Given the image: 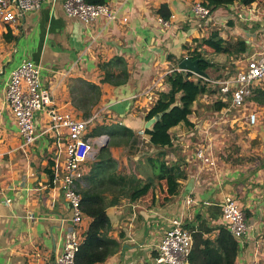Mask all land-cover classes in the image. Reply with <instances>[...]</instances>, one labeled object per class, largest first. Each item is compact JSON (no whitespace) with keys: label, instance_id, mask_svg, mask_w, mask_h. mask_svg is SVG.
<instances>
[{"label":"crops","instance_id":"crops-1","mask_svg":"<svg viewBox=\"0 0 264 264\" xmlns=\"http://www.w3.org/2000/svg\"><path fill=\"white\" fill-rule=\"evenodd\" d=\"M104 1L118 8L128 21L108 24L101 18L87 26L65 13L62 0L45 1L17 24L0 20V264H53L73 228L64 188L52 184L56 147L52 135L46 132L48 117L36 115L39 138L35 145L24 147L6 101L9 78L25 60L41 67L42 84L52 91L62 111L80 119H88L84 114L89 118L97 115L87 137H109L104 146H96L95 157L83 164L82 188L90 186L99 152L107 146L116 172L135 175L143 182L158 181L152 176L151 159L159 156H165L167 164L177 163L185 173L179 194L165 206L149 207L126 195L107 208L106 238L117 245L116 252L101 264H156L157 246L174 218H181L186 229L201 233L205 239L216 240L221 230L227 229L221 207L227 198L235 199L250 227L247 235L237 240L236 264H264V105L257 101L261 99L257 88L247 102L249 110L259 113L255 127L244 121L245 110L238 112L240 117L232 114L222 122L241 121L243 127L236 132L248 131L255 159L201 168L195 158L198 145L194 140L209 139L210 125L203 129L206 121L201 113L202 102H211L209 95L195 102L189 118L193 127L179 125L171 130L173 146H152L145 132L147 116L159 94L170 90L166 76L179 71L180 63L198 48L194 40L211 35V19H194L192 7L201 0ZM163 6L171 15L167 26L160 23ZM260 25L263 29L264 24ZM244 35L240 34L249 47V37ZM220 36L226 38L224 33ZM82 101L89 102L80 104L81 108L75 105ZM210 110L216 113L213 107ZM110 127L132 131L133 143L120 145L117 139L119 144L110 146L114 141L108 132ZM105 195L113 198L111 192ZM91 223L85 215L79 227L82 244Z\"/></svg>","mask_w":264,"mask_h":264},{"label":"built area","instance_id":"built-area-1","mask_svg":"<svg viewBox=\"0 0 264 264\" xmlns=\"http://www.w3.org/2000/svg\"><path fill=\"white\" fill-rule=\"evenodd\" d=\"M45 1L47 0H0V20L17 24L28 13L39 10ZM62 1L65 13L69 17L79 18L87 26L101 18L108 24L128 21L127 17L121 16L118 8L106 3L89 4L85 0ZM234 5L230 7L233 8ZM251 9L248 8L244 12L245 17L252 15ZM192 14L197 21H207L213 13L201 0L193 5ZM160 23L167 26L168 20L161 19ZM249 45L254 51L244 54L240 65L234 63V69H231V65H226L225 76L220 79L201 77L209 83L213 91H216L213 94L216 95L214 102L220 101L225 104L222 110L214 114L209 130L222 122H227L232 112L244 110L247 112H244L243 119L249 127H255L259 123L258 111L249 110L247 102L256 88L264 89V44L256 45L249 39ZM41 70V67L32 61L21 62L13 70L7 83L6 101L12 109L24 147L35 145L39 138L35 127L36 115H46L49 119L46 132L52 135L56 147L52 184L56 187L61 184L64 188V198L69 203L73 224V228L66 235L63 251L53 264H77V254L82 245L79 227L85 219L80 194L85 178L82 166L95 157L96 146H104L109 137L106 135L98 138L87 137L89 128L97 120V115L80 119L71 112L62 111L52 91L43 86ZM141 135L144 136L145 132L142 131ZM195 158L205 167L215 165L214 158L204 147L197 150ZM221 207L227 230L236 240L243 239L250 229L244 211L233 198L225 199ZM194 233L184 227L181 218L172 219L157 246L156 264H191Z\"/></svg>","mask_w":264,"mask_h":264},{"label":"trees","instance_id":"trees-1","mask_svg":"<svg viewBox=\"0 0 264 264\" xmlns=\"http://www.w3.org/2000/svg\"><path fill=\"white\" fill-rule=\"evenodd\" d=\"M264 0H202L212 13L221 8L240 3L246 8L262 3ZM89 4H105L104 0H85ZM163 6L159 14L162 19L169 20L171 15ZM166 11V12H165ZM198 48L191 52V60H200L199 67L209 75L213 67L209 60L203 57L202 51L231 57L233 54H244L248 45L245 40L229 43L228 39L220 36L218 31L211 33L208 38L194 40ZM190 51V48H188ZM221 78V77H220ZM166 82L170 87L168 92H161L147 119L162 114L160 120L153 125L152 129L146 130L150 136V144L157 148H169L173 146L171 130L179 125L193 127L190 116L193 113L195 102L204 95H213V91L203 78L195 76L191 72L174 71L166 76ZM96 89V86L93 87ZM256 94L261 96L257 99L264 105V89L257 88ZM89 101L75 102L85 105ZM95 104V103H94ZM225 107L220 101L215 102L214 111L218 112ZM89 118V114H84ZM110 138L114 141L110 146L129 145L133 143L134 134L125 127H110ZM98 162L94 166L90 186L80 188L82 196V209L84 214L92 219L85 241L77 254V264H101L116 252L115 244L107 239L109 220L107 208L120 200V196H126L132 201H138L149 207L157 204L165 206L176 197L181 188L180 181L185 178V173L177 163L167 164L165 156H159L156 160L151 159L155 168L159 169L157 182H143L135 175H126L116 172V167L110 155L109 147H104L98 155ZM111 192L113 198L109 199L105 193ZM194 244L190 257L191 264H236L239 253V243L226 229H222L216 240L205 239L201 233L193 234ZM117 245V244H116Z\"/></svg>","mask_w":264,"mask_h":264},{"label":"rangeland","instance_id":"rangeland-1","mask_svg":"<svg viewBox=\"0 0 264 264\" xmlns=\"http://www.w3.org/2000/svg\"><path fill=\"white\" fill-rule=\"evenodd\" d=\"M253 10L252 15L245 17L244 12L248 9L237 3L234 5L233 8H221L220 11L212 14L211 21L208 24V30L210 33L218 31L219 33H224L225 39H228L229 43H236L239 40H242L240 34H245V37H249L248 39L252 40L253 44H264V25L263 29L260 23L264 24V1L260 4L256 3L251 7ZM256 17V20H246V18L253 19ZM253 22V23H252ZM252 23V24H251ZM250 28H252V32H250ZM251 33V34H249ZM249 35V36H247ZM246 53H251L254 51L251 45H249ZM250 52H249V51ZM245 53V54H246ZM203 57L213 63V67L209 70V74L213 79H220L225 76V69L226 65H231L234 67V63H238L240 65L241 59L243 58V54H233L231 57L227 55H217L214 53H208L202 51ZM210 104H206V102H202L204 105L201 108V113L205 117L203 129H207L208 126L211 124L209 120L211 118L214 119V114L211 112V108L215 105L214 100L216 95H209ZM232 114L240 117L238 112H233ZM231 114V118H232ZM208 120V121H207ZM222 126L223 129L216 130L215 128H220ZM221 126H216L209 130L210 135L209 139H203L202 141L199 138L198 140H194L197 146V150L199 148H205L208 150V153L211 157L214 158L215 165L208 166L210 168H218L220 164H233L238 165L242 164L245 161L255 159V155L251 152L253 149L250 145L248 136V131L244 130L242 132H236L237 129H242L241 121L233 124L232 122L229 123H222ZM245 127V126H244ZM224 130V131H223ZM254 149L256 148V144L253 145ZM196 150V152H197ZM256 153V152H255ZM201 164V163H200ZM205 166L201 164V168ZM207 167V166H206ZM153 177H158L159 169L154 167V170L151 171Z\"/></svg>","mask_w":264,"mask_h":264},{"label":"water","instance_id":"water-1","mask_svg":"<svg viewBox=\"0 0 264 264\" xmlns=\"http://www.w3.org/2000/svg\"><path fill=\"white\" fill-rule=\"evenodd\" d=\"M199 63L200 60H191V59H184L180 65H179V69L182 72H191L193 73L195 76L198 77H203V78H208L209 75L206 74L204 71H202L199 67ZM162 117V114H159L157 116H155L154 118L150 119L147 123H146V130L152 129L153 125L156 124L160 118Z\"/></svg>","mask_w":264,"mask_h":264}]
</instances>
